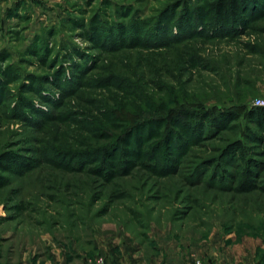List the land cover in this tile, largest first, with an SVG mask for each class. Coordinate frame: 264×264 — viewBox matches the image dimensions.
<instances>
[{
  "label": "rangeland",
  "instance_id": "obj_1",
  "mask_svg": "<svg viewBox=\"0 0 264 264\" xmlns=\"http://www.w3.org/2000/svg\"><path fill=\"white\" fill-rule=\"evenodd\" d=\"M211 1L0 0V264H264V0Z\"/></svg>",
  "mask_w": 264,
  "mask_h": 264
},
{
  "label": "trees",
  "instance_id": "obj_2",
  "mask_svg": "<svg viewBox=\"0 0 264 264\" xmlns=\"http://www.w3.org/2000/svg\"><path fill=\"white\" fill-rule=\"evenodd\" d=\"M251 0H212L209 4V10L214 16V25L226 28L237 21L241 20V15L246 13L249 9V4ZM252 116L254 118V122H256L261 127H264V107H257L252 110ZM235 119V116L232 117L231 114L218 113L215 117H211L206 114L203 115L202 123L207 124L208 128L214 129V131H221L225 126L226 122L232 121ZM243 147L239 144V142H235L224 149V155L230 156L233 154H243ZM10 162L9 154H2L0 156V169L7 170ZM248 163H253V161H249ZM99 173L101 171L98 169ZM248 171H244V178L241 182L240 188H245L248 190L253 189L250 185L247 177ZM108 179L105 177V180ZM109 180V179H108Z\"/></svg>",
  "mask_w": 264,
  "mask_h": 264
},
{
  "label": "built area",
  "instance_id": "obj_3",
  "mask_svg": "<svg viewBox=\"0 0 264 264\" xmlns=\"http://www.w3.org/2000/svg\"><path fill=\"white\" fill-rule=\"evenodd\" d=\"M191 264H202V262L198 259H194Z\"/></svg>",
  "mask_w": 264,
  "mask_h": 264
},
{
  "label": "crops",
  "instance_id": "obj_4",
  "mask_svg": "<svg viewBox=\"0 0 264 264\" xmlns=\"http://www.w3.org/2000/svg\"><path fill=\"white\" fill-rule=\"evenodd\" d=\"M214 264H215V263H214ZM216 264H223V263H219V262H218V263H216Z\"/></svg>",
  "mask_w": 264,
  "mask_h": 264
}]
</instances>
